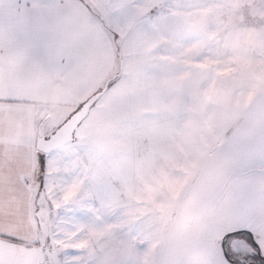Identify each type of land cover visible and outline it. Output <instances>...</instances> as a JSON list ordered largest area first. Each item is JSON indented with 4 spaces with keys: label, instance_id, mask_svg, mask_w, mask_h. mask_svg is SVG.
<instances>
[{
    "label": "snow or ice",
    "instance_id": "snow-or-ice-1",
    "mask_svg": "<svg viewBox=\"0 0 264 264\" xmlns=\"http://www.w3.org/2000/svg\"><path fill=\"white\" fill-rule=\"evenodd\" d=\"M0 264H264V0H0Z\"/></svg>",
    "mask_w": 264,
    "mask_h": 264
}]
</instances>
